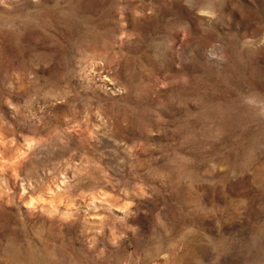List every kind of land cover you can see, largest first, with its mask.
Returning <instances> with one entry per match:
<instances>
[{
	"label": "rangeland",
	"instance_id": "rangeland-1",
	"mask_svg": "<svg viewBox=\"0 0 264 264\" xmlns=\"http://www.w3.org/2000/svg\"><path fill=\"white\" fill-rule=\"evenodd\" d=\"M0 264H264V0H0Z\"/></svg>",
	"mask_w": 264,
	"mask_h": 264
}]
</instances>
